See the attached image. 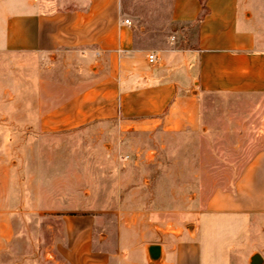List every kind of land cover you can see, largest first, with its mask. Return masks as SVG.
<instances>
[{"label":"crops","instance_id":"crops-1","mask_svg":"<svg viewBox=\"0 0 264 264\" xmlns=\"http://www.w3.org/2000/svg\"><path fill=\"white\" fill-rule=\"evenodd\" d=\"M131 2L0 0V256L54 221L67 243L44 249L42 256L60 255L67 264H223L220 218H235L241 236L249 215L264 209L263 148L242 169L233 192L215 194L195 227L168 247L149 242L137 249L130 231L120 228L116 250L99 251L94 232L104 218L96 214L30 218L61 213L48 209L44 144L51 132L91 124L126 132H196L206 126L212 101L219 110L246 106L264 116V25L254 0H168L164 7L161 0H144L138 10ZM66 59L78 65L79 79L71 97L52 105L45 72L19 71L23 63L37 67ZM23 78L31 80L25 91L34 100L20 103ZM6 93L8 102L1 98ZM93 139L94 146L103 141ZM94 149L97 175L104 156ZM102 185H93V208ZM148 245L161 247L155 263Z\"/></svg>","mask_w":264,"mask_h":264},{"label":"rangeland","instance_id":"rangeland-1","mask_svg":"<svg viewBox=\"0 0 264 264\" xmlns=\"http://www.w3.org/2000/svg\"><path fill=\"white\" fill-rule=\"evenodd\" d=\"M131 1L130 6L137 10L144 2L139 5L138 0ZM254 1L258 6L255 12L264 25V0ZM161 6H168V0H161ZM21 66L20 72H45L49 93L45 96L51 105L71 97L68 93L79 79L74 75V70L79 71L78 65L69 59L43 62L37 67L26 63ZM19 82L22 92L17 101L34 100L25 91L31 80L23 78ZM1 98L8 102L9 94ZM214 105L210 102L206 126L196 132H126L111 124L94 128L91 124L49 133L50 142L44 144L51 185L48 209L61 213L35 214L30 218H83L96 214L104 218L94 232V249L99 251L116 250L120 228L130 231L137 249L149 242L167 247L175 244V237L191 231L200 216L207 213L208 202L215 194L233 192L242 169L264 148V116L246 106L219 110ZM19 133L26 134V130L19 128ZM95 137L103 140L97 146L93 144ZM93 148L104 156L97 175H93ZM96 184H103L105 189L94 192L98 206L93 208ZM248 218L250 222H244L241 236L236 233L239 222L235 218H220L219 240L227 252L223 264H248L254 254L264 260V209L259 208ZM46 225L53 228L47 229ZM42 228V233L19 240L14 250L0 256V263L67 264L60 255L42 256L44 249L58 242L67 243L59 224L45 221Z\"/></svg>","mask_w":264,"mask_h":264},{"label":"water","instance_id":"water-1","mask_svg":"<svg viewBox=\"0 0 264 264\" xmlns=\"http://www.w3.org/2000/svg\"><path fill=\"white\" fill-rule=\"evenodd\" d=\"M149 261L155 263L161 259V247L158 245H148L146 248ZM248 264H263V259L259 254H254L250 257Z\"/></svg>","mask_w":264,"mask_h":264},{"label":"built area","instance_id":"built-area-1","mask_svg":"<svg viewBox=\"0 0 264 264\" xmlns=\"http://www.w3.org/2000/svg\"><path fill=\"white\" fill-rule=\"evenodd\" d=\"M125 24H129V21L128 20H125ZM156 61V58H155V56L153 55V54H151V55H149L148 56V62L149 63H154Z\"/></svg>","mask_w":264,"mask_h":264}]
</instances>
